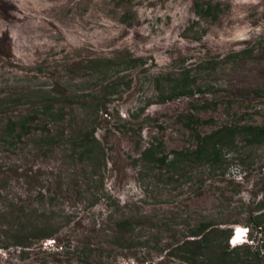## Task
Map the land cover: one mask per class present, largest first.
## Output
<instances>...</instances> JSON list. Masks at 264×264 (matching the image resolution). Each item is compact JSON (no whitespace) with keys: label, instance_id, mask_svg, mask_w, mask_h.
<instances>
[{"label":"rangeland","instance_id":"374dc122","mask_svg":"<svg viewBox=\"0 0 264 264\" xmlns=\"http://www.w3.org/2000/svg\"><path fill=\"white\" fill-rule=\"evenodd\" d=\"M249 126L264 0H0V264H264Z\"/></svg>","mask_w":264,"mask_h":264},{"label":"trees","instance_id":"16d2710c","mask_svg":"<svg viewBox=\"0 0 264 264\" xmlns=\"http://www.w3.org/2000/svg\"><path fill=\"white\" fill-rule=\"evenodd\" d=\"M201 7V6H200ZM217 6L215 7H212L210 6L209 4L206 5V7H201L200 10L202 11V13H205V14H209L211 13V11L213 9H216ZM245 129V131L249 132L250 134H252L253 136V139H259V138H262L264 137V126H261V127H253V126H249V127H245L243 128ZM218 133L215 132L213 133L211 136L207 137V141H212V145H211V150H212V154L214 156H216V153L214 152V147L216 146L217 143H220L221 140L223 139V136H220L218 138ZM202 150H198L197 153H201L203 152V148H201ZM151 150H148L146 152V155H148L149 157H151ZM215 153V154H214ZM156 161H160V162H163L162 159H159ZM259 209H260V213L257 214V216H255L251 223L248 225L249 228H251L252 230L255 229L256 231L258 230V228H260L261 224H262V220L264 219V200L263 202H261L259 204ZM209 225L208 224H205V225H201L199 229L196 230V232L193 234V237H197L198 239L197 240H190L187 242V244H190V245H194L196 246V248H201L203 244L206 243V237L208 236V233L206 234V229ZM249 228L248 231H249ZM232 232L231 231H228L227 233V236H226V240L232 235L231 234ZM248 239L250 241V245L248 244H240V245H237L235 246V248H233L234 250L236 249H240V248H245V250L247 251L248 255L251 256L254 261H258V255H259V248H263L264 249V245H259V240H256L255 237H253L251 234L248 236ZM226 249H228V245H226Z\"/></svg>","mask_w":264,"mask_h":264},{"label":"clouds","instance_id":"9594fccd","mask_svg":"<svg viewBox=\"0 0 264 264\" xmlns=\"http://www.w3.org/2000/svg\"><path fill=\"white\" fill-rule=\"evenodd\" d=\"M237 230H238V228H236L232 232V235L230 237V240L237 239V241H235L234 244L237 243V245H240V244H242L244 242V240L247 241V239H248V236H247L248 229H243L244 232L241 235H239V236L236 234L237 233ZM231 244H232V242H231ZM234 244H232V245H234Z\"/></svg>","mask_w":264,"mask_h":264},{"label":"bare ground","instance_id":"6f19581e","mask_svg":"<svg viewBox=\"0 0 264 264\" xmlns=\"http://www.w3.org/2000/svg\"><path fill=\"white\" fill-rule=\"evenodd\" d=\"M236 228H238L236 234H237L238 236L241 235V234L243 233V228H241V227H236ZM234 245H237V244H234Z\"/></svg>","mask_w":264,"mask_h":264}]
</instances>
